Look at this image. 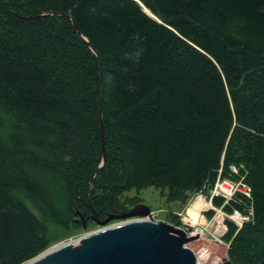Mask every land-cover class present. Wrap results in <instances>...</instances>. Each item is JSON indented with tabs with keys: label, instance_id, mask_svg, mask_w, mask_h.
Here are the masks:
<instances>
[{
	"label": "trees",
	"instance_id": "trees-1",
	"mask_svg": "<svg viewBox=\"0 0 264 264\" xmlns=\"http://www.w3.org/2000/svg\"><path fill=\"white\" fill-rule=\"evenodd\" d=\"M102 122L121 190L243 179L251 197L213 202L252 208L228 254L264 264V0H0V264L119 209L81 187Z\"/></svg>",
	"mask_w": 264,
	"mask_h": 264
},
{
	"label": "rangeland",
	"instance_id": "rangeland-1",
	"mask_svg": "<svg viewBox=\"0 0 264 264\" xmlns=\"http://www.w3.org/2000/svg\"><path fill=\"white\" fill-rule=\"evenodd\" d=\"M105 150L106 162L104 168L95 174L93 173L92 176L88 172L89 175H86L87 177L84 179V182L86 183L90 179L91 182L89 184L86 183V185L81 184L84 191L86 189L93 191V202L105 205L109 197L112 198L113 204L119 209L111 211L110 208L108 209L111 211L110 213L128 211L137 204H145L150 207L151 217L154 219L168 221L174 226L186 229L193 235L199 233V236L188 241V245L194 250L201 263L224 264L226 261H231L232 264H235L229 257V241L226 239L225 234L228 230V222H233L238 224V226L243 223L242 216L246 214L245 211L248 208L241 212V216H237L235 213L236 208L228 211L224 207V204L230 200L237 199L236 196L240 193L239 190H236L235 196L231 195L233 191L217 195L218 191L215 190L214 185H206L202 189H171L168 185H147L142 188L132 187L121 190L120 186L123 184L125 177L123 165L119 162V158H114L112 155L110 144L106 145L105 143ZM107 154L109 157H107ZM96 163L98 166L102 165L103 157ZM232 169L237 172L236 168L232 167ZM224 179L232 178L229 176L219 177L217 181H223ZM235 186L238 189L244 188L241 184ZM214 196L222 197L224 204L216 205L213 202ZM231 196L233 197L232 199ZM29 205L35 212H38L32 204L29 203ZM84 208V206H80L81 210ZM129 219L131 218H115L106 224H100L90 218L87 221L86 227L77 225L74 222H72L69 228L54 227L52 230L56 239L49 247L64 242H76L84 234L125 222Z\"/></svg>",
	"mask_w": 264,
	"mask_h": 264
},
{
	"label": "water",
	"instance_id": "water-1",
	"mask_svg": "<svg viewBox=\"0 0 264 264\" xmlns=\"http://www.w3.org/2000/svg\"><path fill=\"white\" fill-rule=\"evenodd\" d=\"M64 15L72 19L78 34L92 46L79 30L72 15ZM102 99L103 93L101 117ZM101 134L103 163L96 172L106 162L103 122ZM80 215L83 217L81 212ZM93 217L100 224H106L115 218L131 219L84 234L76 242L49 247L23 264H204L188 245V241L199 236V233L193 235L168 221L154 219L151 217L150 207L145 204H137L128 211L108 213L103 220L93 211ZM224 264L232 262L226 261Z\"/></svg>",
	"mask_w": 264,
	"mask_h": 264
},
{
	"label": "built area",
	"instance_id": "built-area-1",
	"mask_svg": "<svg viewBox=\"0 0 264 264\" xmlns=\"http://www.w3.org/2000/svg\"><path fill=\"white\" fill-rule=\"evenodd\" d=\"M238 181V182H236ZM232 180V179H224L223 181L221 180H218L215 184H214V188L215 190H217L218 192L216 193L217 195L219 193H230L231 191H233V193L231 194L232 196L235 194L236 190H239L240 193H243L245 194L247 197H251V187L246 184L243 179H240V180ZM237 184H241L243 185V189H238L235 185ZM236 188V189H235ZM221 190V191H220ZM240 193H238V195L236 197H238L240 195ZM236 195V194H235ZM234 195V196H235ZM231 196V199L233 198ZM235 213L237 216H241V212L240 210L238 209H235ZM245 215H243L242 219H243V222L244 221H247V220H250L252 218V215H253V210L251 207L248 208V210L245 211ZM238 225V224H237ZM242 225V224H241Z\"/></svg>",
	"mask_w": 264,
	"mask_h": 264
},
{
	"label": "bare ground",
	"instance_id": "bare-ground-1",
	"mask_svg": "<svg viewBox=\"0 0 264 264\" xmlns=\"http://www.w3.org/2000/svg\"><path fill=\"white\" fill-rule=\"evenodd\" d=\"M149 13H151L147 8H145ZM122 223V222H121ZM118 224V223H117ZM112 226V225H111ZM109 227V226H108ZM103 229V228H102ZM65 243V242H64ZM199 260V259H198Z\"/></svg>",
	"mask_w": 264,
	"mask_h": 264
}]
</instances>
